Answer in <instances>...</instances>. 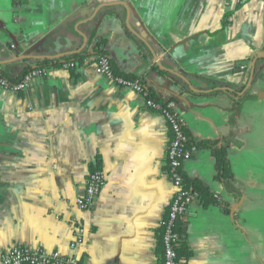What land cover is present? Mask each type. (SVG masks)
Returning a JSON list of instances; mask_svg holds the SVG:
<instances>
[{"label": "crops", "instance_id": "obj_1", "mask_svg": "<svg viewBox=\"0 0 264 264\" xmlns=\"http://www.w3.org/2000/svg\"><path fill=\"white\" fill-rule=\"evenodd\" d=\"M103 40L115 71L176 103L192 145L227 153L229 185L209 148L183 166L213 198L198 194L180 221L185 264H264V0H0V69L14 76ZM21 47L30 57L4 65ZM96 61L48 69L20 94L0 88V256L15 245L69 256L82 224L80 264H163L169 126ZM97 170L106 185L81 212Z\"/></svg>", "mask_w": 264, "mask_h": 264}, {"label": "built area", "instance_id": "obj_2", "mask_svg": "<svg viewBox=\"0 0 264 264\" xmlns=\"http://www.w3.org/2000/svg\"><path fill=\"white\" fill-rule=\"evenodd\" d=\"M76 66L73 62L62 65L65 70L73 69ZM96 68L100 75L106 77L117 86L139 94L144 105L161 114L168 123L171 141L167 154L168 167L166 173L173 184L175 194L168 217L162 223L163 264H180L176 250L179 241L176 226L178 222L183 220L189 206L198 197V193L186 184L183 166L193 158L197 152V147L190 144L189 137L185 131L184 119L177 111V105L173 100L155 101L151 97L150 90L141 80L117 75L109 58L101 57L97 59ZM48 72V69L45 68L34 69L16 83H12L0 76V88L13 94H20L28 89L33 80L46 78ZM106 180V173L102 170L94 171L89 175L84 193L76 200V206L79 211L89 212L95 209L98 198L106 185ZM74 229V240L70 246L73 253L69 256H64L60 252H48L42 249H31L15 245L0 256V264H80L75 251L85 243L87 228L85 225L78 224Z\"/></svg>", "mask_w": 264, "mask_h": 264}, {"label": "trees", "instance_id": "obj_3", "mask_svg": "<svg viewBox=\"0 0 264 264\" xmlns=\"http://www.w3.org/2000/svg\"><path fill=\"white\" fill-rule=\"evenodd\" d=\"M92 55L95 58V60H97L101 57L109 58L114 72L117 75L122 76L121 73L115 71L112 60L105 50L104 40L102 42L101 41L98 42V44L96 45V47L94 49L93 54H89L88 52H84V53L79 54V55L66 56V57H63L60 59H55V60H53V59H41V60L36 61L35 67H33V68L32 67H26L21 74H18L15 76L12 75L8 70L0 69V76L2 78L9 80L12 83H16V82H19L27 73L31 72L34 69L57 68V67L62 66L65 63H71V62L78 65L80 63L85 62ZM123 77L129 78V79L135 78V77H132L129 75H123ZM150 92H151V90H150ZM151 97L155 101H158V102L160 101V100L154 98V96H152V94H151ZM186 134H187V132H186ZM190 144H191V142H190ZM196 146L198 148L204 147V148H209L212 150L214 157H215V160H216V169L218 172L217 178L220 179L221 181H224L225 183H227V185H229L233 179V173H232L231 167H230L228 159H227L226 151L224 149L217 148L216 144L211 143V142H201L200 145H196ZM186 184L188 186L192 187L199 194V197L202 199L203 202H205L206 205L212 201V199H213L212 193L210 192L209 188L204 186L200 181L193 180L190 183L188 181H186ZM176 232L179 235V241H178V245L176 248L177 253H178V260H179L180 264H185L187 262V260L190 258L191 252H190L189 247H188L187 242H186V238H185L186 237V229L183 225V222L182 223L178 222V224L176 226ZM162 236H163V230H162V234H160V236H159V241H160L159 252L160 253L162 252V247H163Z\"/></svg>", "mask_w": 264, "mask_h": 264}, {"label": "water", "instance_id": "obj_4", "mask_svg": "<svg viewBox=\"0 0 264 264\" xmlns=\"http://www.w3.org/2000/svg\"><path fill=\"white\" fill-rule=\"evenodd\" d=\"M110 6H113V5L105 4V5H103V7H101V9H102V8H107V7H110ZM33 42H34V41H33ZM15 43H16V46H17V48H18V45H19V44H18L17 42H15ZM29 46H30V44L26 45V48H28ZM11 48L14 49L15 46H11ZM21 49H23V48L21 47L20 50H19V49L14 50V54H15L16 57L13 58V59L10 60V61H6V62L3 63V64L6 65V64L11 63V62L20 61V60H25V59L29 58L30 56H28L27 54H25L24 56L21 55V53H22ZM41 58H44V57H41ZM46 58H48V57H46ZM254 73H255V65L253 66V68H252L250 74L248 75V80H249L250 82L252 81V78H253V76H254Z\"/></svg>", "mask_w": 264, "mask_h": 264}]
</instances>
